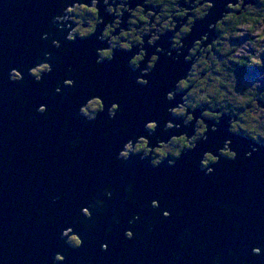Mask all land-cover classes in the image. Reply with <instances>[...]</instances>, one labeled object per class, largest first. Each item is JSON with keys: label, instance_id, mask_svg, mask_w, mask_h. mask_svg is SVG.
<instances>
[{"label": "water", "instance_id": "obj_1", "mask_svg": "<svg viewBox=\"0 0 264 264\" xmlns=\"http://www.w3.org/2000/svg\"><path fill=\"white\" fill-rule=\"evenodd\" d=\"M77 1L0 0V264H264V146L223 118L173 165L121 160L129 142L157 145L191 64L185 51L162 57L145 85L124 65H98L96 35L60 33L62 8ZM208 1L192 41L240 2ZM93 98L103 109L87 119ZM226 141L233 158L217 153ZM206 152L218 158L207 170Z\"/></svg>", "mask_w": 264, "mask_h": 264}, {"label": "flooded vegetation", "instance_id": "obj_2", "mask_svg": "<svg viewBox=\"0 0 264 264\" xmlns=\"http://www.w3.org/2000/svg\"><path fill=\"white\" fill-rule=\"evenodd\" d=\"M238 5L240 2L230 6L228 13L212 23L205 32H199L202 34H197L195 41L191 40L192 31L197 23L201 22L203 27L202 23L211 7L208 0H80L68 2L62 8L57 20L63 37L72 41L74 38L87 40L96 35L99 43L96 63L126 66L129 71L136 73L139 85L146 84L148 75L162 57L163 61L173 62L185 51L184 60L191 64L186 77L168 94V100L182 94L183 98L181 103L169 110L157 145L151 147L148 138H139L124 147L120 154L121 160L128 161L138 155L140 160L147 161L153 167L165 161L173 165L183 153L193 150L204 140L209 129H216L223 118L227 119L230 131L235 135H240L246 142L264 146V135L258 131L264 132V123L252 134L251 120L247 116L251 106L241 108L238 105L240 102H233L239 81L243 83L241 91L244 94L253 87L257 88L256 85L259 91L264 88V84L255 83L256 80L264 83V77L250 81L257 72L264 76V65L254 62L252 53H247L245 48H237L243 40H250L243 33H250V29L257 28L250 21L248 29L235 32L237 15H241V12L235 11ZM252 5L259 7L261 2ZM243 15L249 19L248 15ZM260 15H264L263 11L252 13L251 18L258 17L261 20ZM227 38L230 43L226 48L224 44ZM232 38L237 40L231 41ZM44 64L47 70L39 71V75L31 71L37 79L48 71V64ZM63 85L70 86L72 81L66 80ZM258 101V106L264 110V100L261 98ZM89 107L91 115L85 116L83 111ZM102 109L103 101L93 98L81 109V114L93 119ZM117 109L118 105L112 104L108 115H114ZM242 125L248 126V131ZM156 126V122L147 124L148 136ZM229 144L230 141H226L217 153L225 158H233L235 154ZM201 158L200 167L206 170L218 160L210 152L204 153ZM152 204L156 206L155 202ZM84 214L89 215V212L86 210ZM73 240L77 246L78 238L73 236Z\"/></svg>", "mask_w": 264, "mask_h": 264}, {"label": "rangeland", "instance_id": "obj_3", "mask_svg": "<svg viewBox=\"0 0 264 264\" xmlns=\"http://www.w3.org/2000/svg\"><path fill=\"white\" fill-rule=\"evenodd\" d=\"M239 1H240V3L243 2V1H246L247 3H245V6L247 7V10H252L253 14H257V11L260 10V9H262L263 14H264V10H263L264 9V0H259L261 2V5L259 7L252 5V4H254V0H239ZM260 16H261V20H259L258 17H253V18H256V20L259 21L258 23L259 24L262 23V24L257 26L256 29H250V33L248 31L244 32L243 36H245V35L249 36L250 40H243L242 43H239L237 45V48H239V47L242 48V49L245 48L247 53L251 52L252 53V57H253V61L256 62V63L261 64V66H262V65H264V15H260ZM247 20H249V19H246V21ZM249 21H251V20H249ZM198 34L201 35L202 33H198ZM261 38H263V39H261ZM229 41H230V39L227 38L226 44H224V46L226 48L228 47L227 44L230 43ZM41 70H45V65L44 66H39L37 68H34L32 70V73L39 75V71H41ZM16 73H17L16 71H13V73H12V78L13 79H15V76H16L15 74ZM262 77H264V76L261 75L260 72H257L256 76L252 77L250 79V81H254V79H256V78L259 79V78H262ZM255 83L258 84V85L264 84V83H261L259 80H256ZM256 87L258 88V92H260L261 95H263L264 88H262L263 91H259V86L256 85ZM242 88H244L243 87V83L239 81L238 85H237V90L234 91V95H235V97L233 96V98H234L233 102L234 103L241 102L240 95L242 93V91H241ZM257 88L253 87V89H251V90L255 91V90H257ZM226 90H229V89L226 88ZM255 108L256 109L253 112V116H254L255 119H258L257 116L261 115L260 114L261 113L260 110H263V108H261L259 106H257V107L255 106ZM90 111H91L90 107L87 108V109H84L83 114L85 116L86 115L90 116L91 115ZM262 115H264V111H262ZM261 119H262V117H261ZM261 119H259V120H261ZM128 148L130 149V147H128ZM69 242L72 245H74L73 236H70Z\"/></svg>", "mask_w": 264, "mask_h": 264}, {"label": "trees", "instance_id": "obj_4", "mask_svg": "<svg viewBox=\"0 0 264 264\" xmlns=\"http://www.w3.org/2000/svg\"><path fill=\"white\" fill-rule=\"evenodd\" d=\"M257 3H259V0H255ZM254 1V3H256ZM245 3H247L246 1H243L240 3V5H238L237 8H235V11L236 12H241V15H237L236 12L234 11V13L237 15V25L235 26V32H239L241 31V29H248V27L250 26L249 25V20L246 21V18L244 17L243 14H246V16L248 15V18L252 21L253 25L252 26H259L260 24L262 23H258L259 21L256 20V18H251V14L253 13L252 10H247V7L245 6ZM251 6V5H250ZM231 7H233L231 5ZM233 9V8H231ZM264 10V9H263ZM258 11H262V9L258 10ZM233 13V14H234ZM234 14V15H235ZM237 39H234L232 38L231 41H236ZM249 59V57H248ZM242 64H243V60L241 59L240 61ZM247 63V62H246ZM240 98H241V102L238 104L242 107H244L245 105H250L251 106V110L247 112V116H249L250 120H251V128L250 131H252V134L254 131H257V129H259L261 127V125L264 123V115H262V111L264 110H260V114L261 116H257L258 119H255L254 116H253V112L255 111V106L257 107L259 105V101L258 99H263L264 100V93L263 95H261L260 92L258 91H254V90H251L249 91V93H245L242 92V94L240 95ZM246 107V106H245ZM244 115H242L243 117ZM262 117V119H261ZM261 119V120H259ZM244 129H246L248 131V126H245V125H242ZM259 133H261V135H264V132H262L261 130H258Z\"/></svg>", "mask_w": 264, "mask_h": 264}, {"label": "bare ground", "instance_id": "obj_5", "mask_svg": "<svg viewBox=\"0 0 264 264\" xmlns=\"http://www.w3.org/2000/svg\"><path fill=\"white\" fill-rule=\"evenodd\" d=\"M142 138V137H141ZM160 141H163V140H160ZM84 211H86V209L84 208V210H83V213H84ZM71 231V229L69 228L68 230H67V232L69 233Z\"/></svg>", "mask_w": 264, "mask_h": 264}]
</instances>
